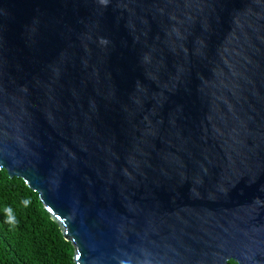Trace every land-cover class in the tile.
<instances>
[{"label": "water", "instance_id": "water-1", "mask_svg": "<svg viewBox=\"0 0 264 264\" xmlns=\"http://www.w3.org/2000/svg\"><path fill=\"white\" fill-rule=\"evenodd\" d=\"M0 169L74 264H264V0H0Z\"/></svg>", "mask_w": 264, "mask_h": 264}, {"label": "trees", "instance_id": "trees-1", "mask_svg": "<svg viewBox=\"0 0 264 264\" xmlns=\"http://www.w3.org/2000/svg\"><path fill=\"white\" fill-rule=\"evenodd\" d=\"M0 264H74L70 242L38 193L5 169H0Z\"/></svg>", "mask_w": 264, "mask_h": 264}, {"label": "clouds", "instance_id": "clouds-1", "mask_svg": "<svg viewBox=\"0 0 264 264\" xmlns=\"http://www.w3.org/2000/svg\"><path fill=\"white\" fill-rule=\"evenodd\" d=\"M120 264H127L126 261H120ZM146 264H151V262H146Z\"/></svg>", "mask_w": 264, "mask_h": 264}]
</instances>
